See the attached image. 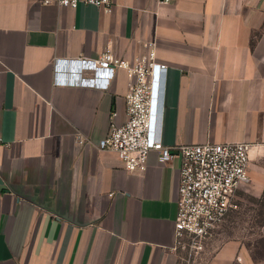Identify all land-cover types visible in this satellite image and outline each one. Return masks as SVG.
I'll use <instances>...</instances> for the list:
<instances>
[{
    "label": "crops",
    "instance_id": "0c3cea01",
    "mask_svg": "<svg viewBox=\"0 0 264 264\" xmlns=\"http://www.w3.org/2000/svg\"><path fill=\"white\" fill-rule=\"evenodd\" d=\"M43 1L0 0V264H177L181 159L151 152L128 172L99 148L127 121L126 72L108 90L62 87L56 61L154 49L164 143H249L240 191L261 196L264 0H112V13ZM217 247L209 264H264L241 242Z\"/></svg>",
    "mask_w": 264,
    "mask_h": 264
},
{
    "label": "built area",
    "instance_id": "2783aa9c",
    "mask_svg": "<svg viewBox=\"0 0 264 264\" xmlns=\"http://www.w3.org/2000/svg\"><path fill=\"white\" fill-rule=\"evenodd\" d=\"M76 9L92 5L112 13V0H44L43 4ZM118 70L129 79L126 99L127 121L113 125L99 142L128 172H144L151 152L161 164L181 159L175 244L177 264H209L211 248L227 217L239 209L238 193L250 182L251 145L241 143H202L170 147L159 135L164 72L167 66L156 60L154 49L133 61L115 57L106 50L98 59L56 61L55 84L108 90ZM115 115V114H114ZM83 144L84 139L79 138ZM242 263V259L238 258Z\"/></svg>",
    "mask_w": 264,
    "mask_h": 264
},
{
    "label": "rangeland",
    "instance_id": "374dc122",
    "mask_svg": "<svg viewBox=\"0 0 264 264\" xmlns=\"http://www.w3.org/2000/svg\"><path fill=\"white\" fill-rule=\"evenodd\" d=\"M239 209L231 213L222 225L211 250L228 242H241L254 259L264 258V197L255 196L248 191H240Z\"/></svg>",
    "mask_w": 264,
    "mask_h": 264
},
{
    "label": "trees",
    "instance_id": "16d2710c",
    "mask_svg": "<svg viewBox=\"0 0 264 264\" xmlns=\"http://www.w3.org/2000/svg\"><path fill=\"white\" fill-rule=\"evenodd\" d=\"M263 197H264V193H263ZM264 224V223H263Z\"/></svg>",
    "mask_w": 264,
    "mask_h": 264
}]
</instances>
